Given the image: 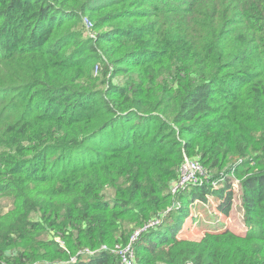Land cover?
Masks as SVG:
<instances>
[{
  "label": "trees",
  "instance_id": "1",
  "mask_svg": "<svg viewBox=\"0 0 264 264\" xmlns=\"http://www.w3.org/2000/svg\"><path fill=\"white\" fill-rule=\"evenodd\" d=\"M221 171L245 224L179 236L227 222ZM0 198V264H122L147 225L133 264H264V0H0Z\"/></svg>",
  "mask_w": 264,
  "mask_h": 264
},
{
  "label": "rangeland",
  "instance_id": "2",
  "mask_svg": "<svg viewBox=\"0 0 264 264\" xmlns=\"http://www.w3.org/2000/svg\"><path fill=\"white\" fill-rule=\"evenodd\" d=\"M96 33L98 34L99 31L91 30V33L89 34L91 36H94L96 35ZM229 174L230 173L221 171L217 174V176L210 178L211 185L215 186L216 188H221L223 185L227 184L226 182H230L229 184H232L231 187L233 189V198L229 203L230 215L227 216L228 217L227 222L225 223V220H224L225 217L224 215L220 213V211L216 212L218 213V217L215 215V213H213L215 212V209L213 207H215L216 204L214 203L210 204L209 202L207 203V202L195 200L193 203L188 205L187 212L189 215H187L186 218L184 219L183 228L180 231V234H178L179 236L181 237L190 236L191 234H194L192 232L198 231L199 226H204V227H208L211 229H215V228H222L226 224L232 227V216L235 217L236 223H238L240 226L245 224L244 216H243L244 207H243V204L241 203V190L239 186L240 178L236 176V174H230V177H228ZM222 175L224 176L223 179H221L220 177ZM206 178H207V174L205 172L203 175H201L200 179H202V181L204 182L208 180ZM8 207H9V201L3 198H0V210L5 211ZM133 243H132V246H133Z\"/></svg>",
  "mask_w": 264,
  "mask_h": 264
},
{
  "label": "built area",
  "instance_id": "3",
  "mask_svg": "<svg viewBox=\"0 0 264 264\" xmlns=\"http://www.w3.org/2000/svg\"><path fill=\"white\" fill-rule=\"evenodd\" d=\"M203 174H204L203 166L198 161V159L189 158L187 156H184L180 163L179 169H178V179L176 180L175 185L172 187L171 192L172 193L177 192L184 188H188L189 186H194V185L202 183V179L200 178H201V175ZM158 221L159 220L153 221L149 225L155 226L158 223ZM147 226L136 229L130 236V241L125 246L117 244L115 248L112 249V251L120 255V260L122 264H133L134 249H133L132 243L138 238V235L143 230L146 229Z\"/></svg>",
  "mask_w": 264,
  "mask_h": 264
}]
</instances>
